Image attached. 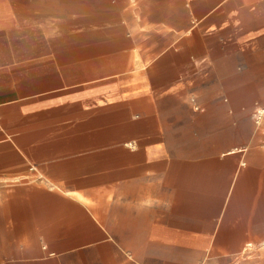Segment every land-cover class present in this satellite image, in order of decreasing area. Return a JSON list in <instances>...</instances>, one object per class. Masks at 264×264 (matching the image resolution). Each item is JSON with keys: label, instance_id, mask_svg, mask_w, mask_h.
I'll return each mask as SVG.
<instances>
[{"label": "crops", "instance_id": "0c3cea01", "mask_svg": "<svg viewBox=\"0 0 264 264\" xmlns=\"http://www.w3.org/2000/svg\"><path fill=\"white\" fill-rule=\"evenodd\" d=\"M261 106L264 0H0V264H264Z\"/></svg>", "mask_w": 264, "mask_h": 264}, {"label": "built area", "instance_id": "2783aa9c", "mask_svg": "<svg viewBox=\"0 0 264 264\" xmlns=\"http://www.w3.org/2000/svg\"><path fill=\"white\" fill-rule=\"evenodd\" d=\"M255 125L257 128L264 127V106L259 107L254 116Z\"/></svg>", "mask_w": 264, "mask_h": 264}, {"label": "snow or ice", "instance_id": "6c2138e0", "mask_svg": "<svg viewBox=\"0 0 264 264\" xmlns=\"http://www.w3.org/2000/svg\"><path fill=\"white\" fill-rule=\"evenodd\" d=\"M69 195H76V194H71V193H70Z\"/></svg>", "mask_w": 264, "mask_h": 264}]
</instances>
